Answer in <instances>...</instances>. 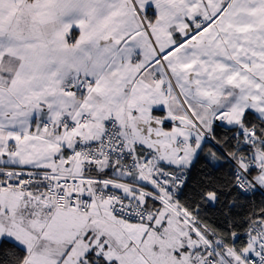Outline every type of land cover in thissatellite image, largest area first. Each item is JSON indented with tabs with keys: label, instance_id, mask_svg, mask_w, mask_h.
Wrapping results in <instances>:
<instances>
[{
	"label": "snow or ice",
	"instance_id": "snow-or-ice-1",
	"mask_svg": "<svg viewBox=\"0 0 264 264\" xmlns=\"http://www.w3.org/2000/svg\"><path fill=\"white\" fill-rule=\"evenodd\" d=\"M0 264H264V0H0Z\"/></svg>",
	"mask_w": 264,
	"mask_h": 264
}]
</instances>
